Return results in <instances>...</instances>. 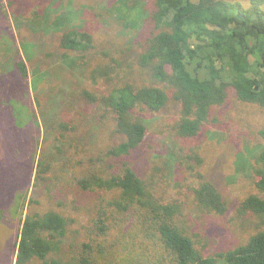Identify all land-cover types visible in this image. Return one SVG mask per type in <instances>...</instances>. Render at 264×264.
Segmentation results:
<instances>
[{"label": "trees", "instance_id": "16d2710c", "mask_svg": "<svg viewBox=\"0 0 264 264\" xmlns=\"http://www.w3.org/2000/svg\"><path fill=\"white\" fill-rule=\"evenodd\" d=\"M5 1L0 84L13 97L0 106L1 131L20 148L22 166L33 151L29 201L62 191L63 204L28 212L16 234L0 208L1 263L13 249L14 264H101L115 255L107 238L129 247L119 264H264V125L251 145L227 133L221 116L235 125L264 111V0L247 8L237 0ZM99 80L101 91L88 83ZM34 125L33 146L25 132ZM154 126L166 140L150 157ZM216 140L234 157L230 177L226 156L206 161L200 150ZM242 176L255 191L227 197ZM169 185L188 199H165L158 189ZM75 214L86 216L82 229ZM214 221L230 239L210 251L205 230ZM137 227L148 246L134 244Z\"/></svg>", "mask_w": 264, "mask_h": 264}, {"label": "rangeland", "instance_id": "374dc122", "mask_svg": "<svg viewBox=\"0 0 264 264\" xmlns=\"http://www.w3.org/2000/svg\"><path fill=\"white\" fill-rule=\"evenodd\" d=\"M239 2H241V4L244 7H248L250 6L249 0H237ZM260 8L264 9V3L261 4ZM4 11H8V6L6 4L5 0H2V4L0 3V17L4 16L2 15V13ZM2 21H4L3 18H1ZM7 20L10 22V29L9 32L11 33V28L12 24H11V19L8 17ZM7 23V21H5ZM1 34V33H0ZM13 35L11 36V38L13 39V41L15 43L18 44L17 41V35L15 34V31L13 30ZM28 67V72H29V77L27 80V84L28 82H30V73H31V67L29 66V64H27ZM12 79L14 80H19L20 82H23L22 79H19L18 76L14 77V73L12 75ZM10 77H6V79H9ZM5 81V80H3ZM100 81V80H99ZM24 83V82H23ZM89 85L94 88L97 89L99 91L104 89V82L100 81L96 84H92L91 81L88 82ZM25 84V86L29 88V85ZM2 84H0V106L2 107V104L6 101L9 100V98L13 97L11 93H9L8 91L4 90L5 89V85L1 86ZM25 92H26V100H25V104L28 106V108H32V110L36 113V107L35 104L33 102V98H32V91H30V88L28 90V92L26 91L25 88ZM24 95V96H25ZM23 101V100H22ZM254 109H257L256 107H253ZM261 114L257 117V119L253 118L251 116L252 120H249L250 118L248 117V115H241V117L243 118L242 120L238 119V114L236 112V115L234 116V118L237 117V121L234 122L231 120V118L229 119L228 117L230 116V114L227 113H223L221 114V116L224 118L222 122H226L225 126H230V128H225L222 127L225 131H227V133H229L233 138H239L241 135H244L246 138H248L249 140L251 139H255V140H260V137H258L257 135V129L262 127L263 124V119H264V111H260ZM257 113L259 114V110L257 109ZM229 116H227V115ZM228 118V119H227ZM250 121V123H249ZM4 128V125L2 124V114L0 113V163L3 162L5 160V162L3 164H1V169H0V195H4L8 190H9V185L11 182L16 181L15 182V189L13 188V193L12 195V199L8 200L6 202V205L3 203L0 205V208L4 209V212L6 214V212L9 214L8 215V221L11 222L12 224V229L14 230L15 234L17 233L18 228L21 226V222L23 220V218L25 217V215L28 212H33L36 210H46L50 207H52L55 210H62V206L59 205V202H61L63 204V196H62V191L60 192H53L50 194V196H48V198H42L41 200H39L38 202H32L29 201L30 199V192H31V188H32V183H33V176H34V170L32 169V167L30 166V164L33 166V163H31L30 160V156L33 154V151H28V149L25 152V160L29 161V165H23L21 163H19L18 160H20L19 158H17L20 155V148L15 146L17 145L16 142L14 140H9V137H6L5 135V131L4 129L1 131V129ZM26 128V127H25ZM26 135L28 136L27 140H28V144H34L35 145V141L34 138H39L41 132L39 131V128L36 127V125L31 126L26 128ZM163 127L161 128L160 126H154L152 129L151 127L149 129H147L146 131V137H145V144L146 147L149 148V156L151 157L153 154V150L156 151V149L161 148L160 146L165 142L166 140V131L162 130ZM251 145L254 142V140H251L249 142ZM33 145V146H34ZM11 147V149H9ZM28 147V146H27ZM225 145L219 141H209L206 142L205 145H203L200 150L203 153L204 156L210 157L208 159H206V161H213L215 159H218L219 156H226V162L224 163V167H222L223 172L225 173V175H227L228 177L231 176V174L235 171V161H234V157L232 155V153L230 152V150L228 151L226 148V151L224 150ZM153 149V150H152ZM34 150V147H33ZM30 154V155H29ZM6 158L8 159V161L6 160ZM211 159V160H210ZM18 161V162H17ZM139 162V160H138ZM21 168V169H20ZM25 175V178H24ZM242 176L239 182H236L234 185L232 184H228V188H226L227 190V197L229 198H238L241 196L246 195L249 192L255 191L252 188V183L250 182V180L247 179V177ZM24 178V180H23ZM61 185L64 186L63 180L60 181ZM14 186V184H13ZM164 187V186H163ZM161 193H159L161 196H163L165 199H175V198H181V199H188L186 197V195H188L186 190H182L176 186H172L169 185L166 188H159L158 189ZM50 197V198H49ZM54 197V198H52ZM9 204V205H8ZM66 204V203H65ZM188 208H193V210L191 211L193 214V216H195V218H197L196 216H198L197 214H199L194 206H187ZM66 210V208H65ZM189 210V209H188ZM64 212H68V211H64ZM76 220L75 226L76 228H80L82 229L85 223H86V216L84 214H75L73 216ZM223 222H225V219H223ZM223 224V223H222ZM211 225V229L208 227H206L207 230H205V235H207L208 238H210L211 240V245L209 247L210 251H215L217 249H220L222 247L225 246L227 240L230 239L229 234L219 228L222 225H220L219 223L215 222ZM139 227H137V232L139 235V238H137V240L135 241V245L138 244L141 241H144L143 239H141L142 237V230L140 232V230H138ZM121 232H114V234L116 236H118L121 240H123L122 236H120ZM245 235V233H243V236ZM118 239V238H117ZM103 243H112L114 244L113 246V258H111L109 261L107 259H100L98 260V263L101 264H110V263H115V264H119L121 258H127L130 256V252H129V247H125L124 242L122 243H114L113 241L108 240L107 238H104ZM145 246H148L150 244L151 241L149 240H145ZM131 244V243H130ZM134 245V246H135ZM133 246V247H134ZM155 246L153 245V248ZM139 248L137 247V249L135 248V252H136V256H141L140 252H138ZM144 254H148V251L144 250L143 251ZM9 258L11 259V261H9V264H14V250H11V253H9ZM2 264V263H1Z\"/></svg>", "mask_w": 264, "mask_h": 264}, {"label": "crops", "instance_id": "0c3cea01", "mask_svg": "<svg viewBox=\"0 0 264 264\" xmlns=\"http://www.w3.org/2000/svg\"><path fill=\"white\" fill-rule=\"evenodd\" d=\"M4 256H5V254L4 255H1V253H0V264H1L2 261L4 263Z\"/></svg>", "mask_w": 264, "mask_h": 264}]
</instances>
